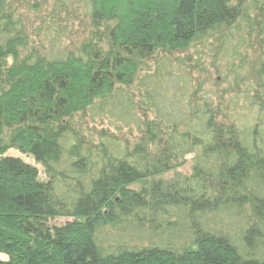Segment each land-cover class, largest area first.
Segmentation results:
<instances>
[{
	"label": "trees",
	"instance_id": "trees-1",
	"mask_svg": "<svg viewBox=\"0 0 264 264\" xmlns=\"http://www.w3.org/2000/svg\"><path fill=\"white\" fill-rule=\"evenodd\" d=\"M68 8L81 43L26 49L0 0V264H264V0Z\"/></svg>",
	"mask_w": 264,
	"mask_h": 264
},
{
	"label": "rangeland",
	"instance_id": "rangeland-1",
	"mask_svg": "<svg viewBox=\"0 0 264 264\" xmlns=\"http://www.w3.org/2000/svg\"><path fill=\"white\" fill-rule=\"evenodd\" d=\"M73 1L75 0H65V2L70 6L73 5ZM13 4L16 7V12L20 16L22 23L25 27V31L28 35V44L26 49L40 47L41 45L43 47L52 45V43H49L50 39L52 35L55 34V31L58 29H61L62 31L57 37L58 42H60L59 46L72 48L81 43L85 39L87 32L90 30L88 20L80 15V9L77 8L75 9V11H71L70 8H68L67 10H63V12L58 10L53 11V8L55 6V0H13ZM52 20L53 22H51ZM58 20H60L59 23L65 27L60 26L56 30H54L53 28H56L57 26L54 24V22L58 23ZM38 26L41 27L40 30H36ZM48 26L50 27L49 30L46 29ZM206 53L207 51L204 50L203 54ZM209 61L210 60L207 59L208 63ZM218 62L215 66H217ZM220 63L222 64L221 61ZM206 67L209 68V71L211 73L215 71L219 73V75L213 74L210 76L212 79L218 78V81H220V75H223L226 72V68L223 65L218 66L217 70H215L210 64ZM229 79L231 80L232 76L227 77V81L221 83L218 87L216 86L214 81H211V83L206 82L205 87L212 94L213 91L216 90L217 96H224L225 101H229L228 103L233 102V99L235 97H238L237 106H240L241 94L244 90L242 87H244V85L240 83L239 90L235 91V89L230 88V86L228 85L230 81ZM213 100H215V98H213ZM78 121L82 129L85 130L86 133L93 132V130H99L102 128L106 129L108 127L105 123L91 121L89 119H82ZM5 154L18 156L24 161L35 165L39 169L38 178L40 180H43L45 178L43 176L41 166L35 163L32 157L23 155L14 149L7 151V153ZM190 157L191 155L186 156L185 163L177 169L178 171H181L182 173H188ZM69 220V218L64 217L52 218L49 219L48 224L58 226L65 224ZM0 258L6 259V256L0 254Z\"/></svg>",
	"mask_w": 264,
	"mask_h": 264
}]
</instances>
